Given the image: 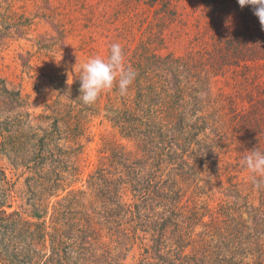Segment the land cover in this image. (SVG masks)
<instances>
[{
    "label": "trees",
    "instance_id": "trees-1",
    "mask_svg": "<svg viewBox=\"0 0 264 264\" xmlns=\"http://www.w3.org/2000/svg\"><path fill=\"white\" fill-rule=\"evenodd\" d=\"M4 1L0 38L8 21L30 23ZM71 1L86 27L100 26L122 46L136 77L126 95L115 86L106 91L103 107V94L84 105L76 89L70 104L63 92L37 124L21 91L0 78V152L17 173L12 181L0 170V264H121L135 247L138 264H264V178L236 182L230 165L227 191L238 201L211 207L201 198L203 171L221 174L225 166L220 141L201 136L213 127L212 115L228 120L250 152L264 151V30L251 7L238 0H145L149 7H135V20H120L118 12L111 17L102 9L101 16L99 6ZM168 42L182 44L184 53H161ZM228 73L235 92L221 91L222 108L206 113L213 101L204 103L201 93ZM103 111L128 143L106 139L88 189H76L87 118ZM52 198L59 199L51 213Z\"/></svg>",
    "mask_w": 264,
    "mask_h": 264
},
{
    "label": "rangeland",
    "instance_id": "rangeland-1",
    "mask_svg": "<svg viewBox=\"0 0 264 264\" xmlns=\"http://www.w3.org/2000/svg\"><path fill=\"white\" fill-rule=\"evenodd\" d=\"M10 1L13 5L12 12L24 15L30 23L24 25L26 23H19L18 19L14 25L13 21L7 22L11 25L6 31L8 34L4 32L2 34L5 36L0 38V78L9 82V88L21 91L22 98L27 103L26 109L32 114L31 120L37 124L39 115L52 114L48 106L53 107L63 92L62 101L65 104L71 103L68 99L69 92L76 89L80 93V81L76 79L74 71L76 63L97 55L106 59L110 54L111 39L107 38L100 26L86 27L84 21L79 20L81 13L75 8L76 2L72 3L71 0H8ZM144 2L145 0H86L87 10L99 6L98 12L101 16L102 9H104V12L111 17L118 12L122 17L120 20L132 16L135 20L137 18L135 7L142 6L148 9L149 6ZM90 16L92 19L95 17V15ZM0 22L5 25V9L0 12ZM135 45L136 41H133L132 46ZM184 51L182 44L168 42L161 53L175 52L182 55ZM259 70L263 73L260 80H264V66H261ZM229 76L231 74L228 73L227 77L217 78L209 92L201 93V98L205 99L204 103L207 97L213 101L209 103L206 113H213V108H222L223 103L218 95L221 91L231 94L235 92L236 83ZM240 100H243V95L238 99ZM105 104L106 92L103 93L101 106ZM104 113L103 111L95 117L87 118L88 130L86 135L80 139L84 148L79 161L81 176L74 185L76 189H88L89 175L99 165L100 150L103 149L106 139L128 143L121 139L117 130L104 117ZM212 121L214 122L213 127L207 129L206 133L201 136L207 138V142H212L213 139L220 141L218 146L220 150H223L221 163L222 166L225 165L222 171L231 165L230 168L234 170L232 175L237 176L234 181L250 183L253 181L252 174L242 162L244 157L250 153L251 148L240 141V134L233 136L231 129L227 127L228 124L230 125L228 120L226 125L225 121L218 120L215 114L212 115ZM3 135H5V105L0 104V151L1 145L5 144L2 141ZM0 170L7 175L9 180L17 179V173L5 157V150L0 152ZM222 171L221 174L219 172L214 174L213 171L205 169L202 173V184L206 187L207 194H203L201 198L211 207H218L226 201H238L237 197L228 193L227 190L230 187L228 175L226 171ZM3 178L0 174V187L3 184ZM23 180L19 179V187ZM58 199H51V213ZM251 199L255 204H259L258 194L253 195ZM242 202L241 200L240 203ZM16 205L17 203L9 211H12ZM51 213L47 216L48 223ZM106 241L108 242L109 239ZM49 251L50 246H48ZM139 262L140 254L137 247L134 251L126 253L125 259L123 257V260H120L121 264H138Z\"/></svg>",
    "mask_w": 264,
    "mask_h": 264
},
{
    "label": "clouds",
    "instance_id": "clouds-1",
    "mask_svg": "<svg viewBox=\"0 0 264 264\" xmlns=\"http://www.w3.org/2000/svg\"><path fill=\"white\" fill-rule=\"evenodd\" d=\"M238 4L241 8L250 6L264 30V0H238ZM74 71L80 81L79 99L84 105L95 104L104 92L111 91L114 86L120 95H126L136 77V72L126 64L125 53L119 43L111 44L106 59L98 55L89 57L77 62ZM242 163L254 181L257 177L264 178V151L250 152Z\"/></svg>",
    "mask_w": 264,
    "mask_h": 264
}]
</instances>
